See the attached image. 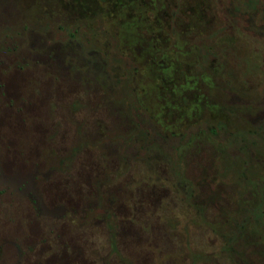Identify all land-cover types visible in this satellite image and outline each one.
<instances>
[{
    "label": "rangeland",
    "instance_id": "1",
    "mask_svg": "<svg viewBox=\"0 0 264 264\" xmlns=\"http://www.w3.org/2000/svg\"><path fill=\"white\" fill-rule=\"evenodd\" d=\"M0 264H264V0H0Z\"/></svg>",
    "mask_w": 264,
    "mask_h": 264
},
{
    "label": "trees",
    "instance_id": "2",
    "mask_svg": "<svg viewBox=\"0 0 264 264\" xmlns=\"http://www.w3.org/2000/svg\"><path fill=\"white\" fill-rule=\"evenodd\" d=\"M211 131L210 132H212L213 131V129H210ZM148 131V130H147ZM189 133V132H188ZM157 135V134H156ZM189 137H190V133H189V135H187L186 137L184 136L183 138L182 137H179V139H178V141L179 142H181V143H179V144H177V146L179 145H181V144H183V143H185L188 139H189ZM186 138V139H185ZM166 139V138H165ZM177 141V142H178ZM172 146V145H171ZM176 146V147H177ZM173 147H175L174 145H173Z\"/></svg>",
    "mask_w": 264,
    "mask_h": 264
}]
</instances>
